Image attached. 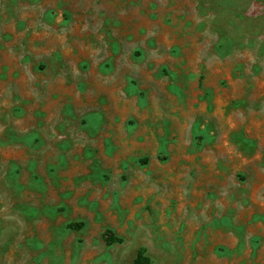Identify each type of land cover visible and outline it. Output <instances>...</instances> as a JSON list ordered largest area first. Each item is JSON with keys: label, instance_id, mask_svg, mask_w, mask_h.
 I'll list each match as a JSON object with an SVG mask.
<instances>
[{"label": "rangeland", "instance_id": "1", "mask_svg": "<svg viewBox=\"0 0 264 264\" xmlns=\"http://www.w3.org/2000/svg\"><path fill=\"white\" fill-rule=\"evenodd\" d=\"M140 250L264 264V0H0V264Z\"/></svg>", "mask_w": 264, "mask_h": 264}, {"label": "trees", "instance_id": "2", "mask_svg": "<svg viewBox=\"0 0 264 264\" xmlns=\"http://www.w3.org/2000/svg\"><path fill=\"white\" fill-rule=\"evenodd\" d=\"M104 239L108 246H112L115 243H121L122 239L116 237L111 230H106L104 233ZM134 264H150V258L146 255L145 250H140L136 256Z\"/></svg>", "mask_w": 264, "mask_h": 264}]
</instances>
